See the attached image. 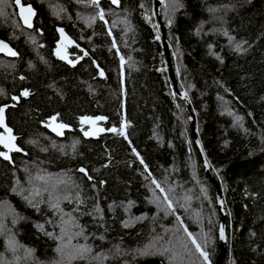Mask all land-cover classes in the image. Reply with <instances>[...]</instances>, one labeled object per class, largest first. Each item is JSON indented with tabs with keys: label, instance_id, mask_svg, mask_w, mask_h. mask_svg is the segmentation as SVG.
Instances as JSON below:
<instances>
[{
	"label": "trees",
	"instance_id": "16d2710c",
	"mask_svg": "<svg viewBox=\"0 0 264 264\" xmlns=\"http://www.w3.org/2000/svg\"><path fill=\"white\" fill-rule=\"evenodd\" d=\"M6 1L0 39L18 55L0 56V107L19 98L7 117L27 154L0 157V264H217L222 212L203 154L227 211L222 264H264V0H165L192 112L175 94L153 0H99L112 9L88 45H100L104 76L50 49L65 12L86 14L91 0H55L60 15L29 0L44 44ZM88 116L105 117L98 139L80 131ZM50 118L72 127L64 139L43 127Z\"/></svg>",
	"mask_w": 264,
	"mask_h": 264
},
{
	"label": "water",
	"instance_id": "95a60500",
	"mask_svg": "<svg viewBox=\"0 0 264 264\" xmlns=\"http://www.w3.org/2000/svg\"><path fill=\"white\" fill-rule=\"evenodd\" d=\"M153 1H154V7H155V15H156L159 27L161 28V31L163 34L164 51L166 53V57H167V61H168L170 77L174 83L175 94L178 98H180L182 101L187 103L189 110L192 112V107H191V104H190V101H189L187 95L184 92H180V90L178 89V82L176 80V77H175V74L172 70V66H171V62H170V48L167 46V42H166L167 30H166V27H165V25L162 21V18H161V7L165 3V0H153ZM15 5L17 8L18 17H19L23 27L26 29H29V30L34 29V23H35L36 16H37V12L34 9V7L32 5H24L26 7L30 6L32 9V15L30 16V23H31L32 27H28L27 25L24 24V21L20 16V9H19V6L16 4V2H15ZM59 36H60V41L58 43L57 49L55 50V55L57 56V58L61 62L69 64L71 66H75L77 64V62L76 63H72V62L69 63V61H71V60L69 58V55L67 53V48H66V45L71 46V45L75 44L74 41L65 33V31L63 29L59 30ZM0 42L6 43L14 52H16V50L7 41L0 39ZM0 56H5V57L11 58V59H14L15 57H17V55L16 56H10L7 53V51H0ZM61 57H64V58L61 59ZM19 102H20V100L17 97L16 99H14V103L1 106V107H4V114H3L4 115V126H0V137H3L4 140H7L9 134L6 131V128H10L12 130L11 135L14 137V139L11 141V143L20 149V151H15V150L10 151L8 148H6L4 146V144L2 142H0L1 152L8 153V155L10 157V159L6 160L3 158V156H0L6 162H12L13 155H15V154H23V155L27 154L20 147V145L18 143V136L15 134L14 129L8 124V117H7L8 110L10 108H15L16 104H18ZM96 117H102V116H88L87 118H90V119L84 120L83 127L80 128V131H83L84 135H85V133H89L88 135H85L87 138L98 139L105 132V130L99 131L100 129H104V127L102 125L104 119L103 120H96L95 119ZM191 118H192L191 121H192L193 136L196 139L197 144L200 146L198 136L196 133V125H195L196 124V117L194 114H192ZM60 124H64V123L58 122L55 118H50L47 120V122L43 123V127L45 129H47L51 134L56 136L57 138L64 139L66 136V133L70 132L72 130V127L65 124V125H67V127L60 129L58 127V125H60ZM85 127H88V130H84ZM53 128H56L57 131H53ZM57 132H60L62 134L58 135ZM203 158H204V165L206 168V175L208 176L209 180L217 188V199H218V203H219V210L222 212V215H221L222 220H221L220 230H219V239H220L221 251H220L218 261H217V264H222L223 261L225 260L226 256H227V247H226V245H227V229H226V224H225L226 217H227V211L225 209L222 190H221L219 184L217 183V181L212 177V175L210 173L209 164H208L204 154H203ZM81 173L88 177V171L87 170H86L87 175L85 174V172H81ZM221 230H223V238H222ZM143 264H163V263H161L157 260H154V261L144 262Z\"/></svg>",
	"mask_w": 264,
	"mask_h": 264
},
{
	"label": "flooded vegetation",
	"instance_id": "af4514ba",
	"mask_svg": "<svg viewBox=\"0 0 264 264\" xmlns=\"http://www.w3.org/2000/svg\"><path fill=\"white\" fill-rule=\"evenodd\" d=\"M74 1V0H71ZM70 1V2H71ZM111 5H115L118 6L116 4L112 3V0H109ZM23 5H32L34 7V9L37 12V16H36V20L34 23V29L29 30L23 27L19 17H18V12H17V17L20 21L22 30H24L26 32H37L38 34H40L41 36L39 37V39L35 38V42H46V37L44 36V31L43 29H41V27L37 24V20L39 18V10H38V6L35 7L33 4H31L29 2V0H22ZM91 2L94 4L93 7H91L90 5H87L85 3V1H83V4H86V6H83L85 8H90L93 9L94 12L98 11L99 12V16L97 17V19L95 20H87V21H82L79 22L73 19L67 20L65 19V22H63V26H58L55 30L56 33V38L55 40L52 42V46H50V49L52 51V56L59 61L60 63L64 64L65 66H67L68 68H70L71 70H75L81 66L87 67V72L88 74L93 73L92 70H94L97 74V76H101L100 72L103 71V76L105 75V71L100 67L97 59H95L92 55V52L94 50H96V47L99 49V44L98 42L96 43L95 47L93 46H89L88 43L92 42H96L97 39L99 38V35L101 34V25L102 23L108 25V22L105 20L103 21L105 18H107V16H109V12L111 11V7L108 8H103L101 3L99 2V0H91ZM14 5H15V1H14ZM16 8V5H15ZM17 11V8H16ZM89 12V11H88ZM87 12V13H88ZM103 13V19H101L100 13ZM106 14H105V13ZM86 13V14H87ZM63 29L65 31V33L74 41L75 44L69 46L66 45L67 48V53L69 55V58L71 60L72 63H76L77 64L75 66H71L69 64L63 63L61 62L57 56L55 55V50L57 49L58 43L60 41V36H59V30ZM109 34H112L111 31H108ZM42 44V43H41ZM94 45V44H93ZM41 50L46 49V44L45 45H41ZM18 55V54H17ZM92 68V69H91ZM84 130H88V127H86Z\"/></svg>",
	"mask_w": 264,
	"mask_h": 264
},
{
	"label": "snow or ice",
	"instance_id": "6c2138e0",
	"mask_svg": "<svg viewBox=\"0 0 264 264\" xmlns=\"http://www.w3.org/2000/svg\"><path fill=\"white\" fill-rule=\"evenodd\" d=\"M15 2L19 6L20 16L23 19L24 24L27 25L28 27H32V25L30 23V16L32 15L31 7L30 6H27V7L24 6L23 3H22V0H15ZM112 3L118 5L119 4V0H112ZM100 16H101V19H103V13L102 12L100 13ZM0 51H7V53L10 56H16L17 55L16 52H14L6 43H3V42H0ZM63 58L64 57H61V59H63ZM69 63H71V61H69ZM100 75L103 76V71L100 72ZM23 95L26 96V95H28V93L25 91L23 93ZM13 99H16V97H13ZM3 114H4V107H0V126H4V115ZM88 119H90V118H87V117L83 118L82 123L84 122V120H88ZM95 119L96 120H103V119H105V117H96ZM58 127L60 129H63V128H66L67 125L60 124V125H58ZM6 131L9 134L7 140H4L3 137H0V142H2L4 144V146L6 148H8L10 151L11 150L20 151L19 148H17L14 144L11 143V141L14 139V137L11 135L12 130L10 128H6ZM53 131H57V129L53 128ZM99 131H104V129H100ZM108 131L117 132V129L115 127H113L111 129H108ZM57 134L59 135V134H62V133L57 132ZM88 134L89 133H85V135H88ZM120 134H122V133H120ZM133 152H135V149H133ZM138 155L139 154L137 153V156ZM0 156H3V158L6 159V160L10 159L8 153H6V152H0ZM140 163L141 164L144 163L142 158L140 159ZM145 168H147V165H145ZM79 171L85 172V174L87 175L85 169L82 168ZM89 179H91V177H89ZM152 182L156 183L154 180ZM157 187H159V185H157ZM165 199H167V197H165ZM169 207H171V205H169ZM221 234H222V238H223V230H221ZM193 243L195 244L196 242L193 241ZM196 247H197V250L200 251V255L205 260H207L208 259V253L206 251L202 250L200 245L197 244ZM57 251H60V249L58 248Z\"/></svg>",
	"mask_w": 264,
	"mask_h": 264
},
{
	"label": "rangeland",
	"instance_id": "374dc122",
	"mask_svg": "<svg viewBox=\"0 0 264 264\" xmlns=\"http://www.w3.org/2000/svg\"><path fill=\"white\" fill-rule=\"evenodd\" d=\"M39 3H43L44 1L46 0H38ZM56 1L55 0H48L44 9L48 12L50 11V13H54L56 15V12H58L57 8L61 7V5H56ZM93 3L91 2L90 3V6L93 7ZM7 1L6 0H0V14H1V11L3 13V15L5 14V11H7ZM62 12V10L60 9V12H58V14L60 15ZM105 13V12H104ZM106 14V13H105ZM109 15H110V12H109ZM99 16V12L96 11L94 12L93 9H90L89 8V12L87 14L83 12H78V14L75 13V11L72 9V12L71 11H67L65 12V15H64V18L67 19V20H70V19H73V20H81V21H87V20H95L97 19V17ZM104 18V17H103ZM20 33L21 34V30L18 28L17 29V33Z\"/></svg>",
	"mask_w": 264,
	"mask_h": 264
},
{
	"label": "bare ground",
	"instance_id": "6f19581e",
	"mask_svg": "<svg viewBox=\"0 0 264 264\" xmlns=\"http://www.w3.org/2000/svg\"><path fill=\"white\" fill-rule=\"evenodd\" d=\"M25 40V39H24Z\"/></svg>",
	"mask_w": 264,
	"mask_h": 264
}]
</instances>
